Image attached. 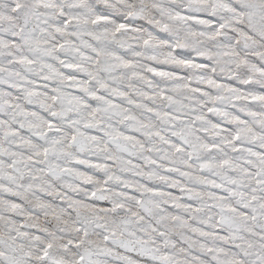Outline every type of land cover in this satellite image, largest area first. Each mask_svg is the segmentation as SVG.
I'll return each instance as SVG.
<instances>
[{
    "label": "snow or ice",
    "instance_id": "6c2138e0",
    "mask_svg": "<svg viewBox=\"0 0 264 264\" xmlns=\"http://www.w3.org/2000/svg\"><path fill=\"white\" fill-rule=\"evenodd\" d=\"M0 264H264V0H0Z\"/></svg>",
    "mask_w": 264,
    "mask_h": 264
}]
</instances>
